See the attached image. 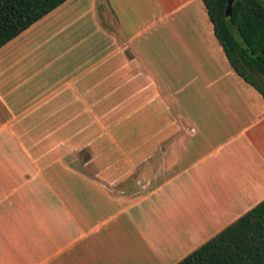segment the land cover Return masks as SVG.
Segmentation results:
<instances>
[{
  "label": "crops",
  "instance_id": "0c3cea01",
  "mask_svg": "<svg viewBox=\"0 0 264 264\" xmlns=\"http://www.w3.org/2000/svg\"><path fill=\"white\" fill-rule=\"evenodd\" d=\"M262 201L202 0H67L0 48V264H177Z\"/></svg>",
  "mask_w": 264,
  "mask_h": 264
},
{
  "label": "trees",
  "instance_id": "16d2710c",
  "mask_svg": "<svg viewBox=\"0 0 264 264\" xmlns=\"http://www.w3.org/2000/svg\"><path fill=\"white\" fill-rule=\"evenodd\" d=\"M66 1L0 0V48ZM202 1L232 69L264 100V0H234L228 17V0ZM177 264H264V201Z\"/></svg>",
  "mask_w": 264,
  "mask_h": 264
},
{
  "label": "water",
  "instance_id": "95a60500",
  "mask_svg": "<svg viewBox=\"0 0 264 264\" xmlns=\"http://www.w3.org/2000/svg\"><path fill=\"white\" fill-rule=\"evenodd\" d=\"M233 3H234V0H228L226 11H225L226 17L230 16Z\"/></svg>",
  "mask_w": 264,
  "mask_h": 264
},
{
  "label": "rangeland",
  "instance_id": "374dc122",
  "mask_svg": "<svg viewBox=\"0 0 264 264\" xmlns=\"http://www.w3.org/2000/svg\"><path fill=\"white\" fill-rule=\"evenodd\" d=\"M237 38H238V37H237ZM262 80H263L262 78L259 80V82H260L261 84H263V83H264Z\"/></svg>",
  "mask_w": 264,
  "mask_h": 264
}]
</instances>
